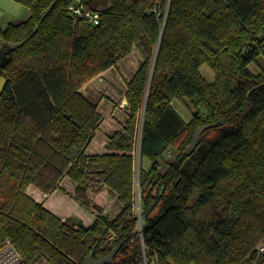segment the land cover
I'll return each instance as SVG.
<instances>
[{
    "label": "trees",
    "instance_id": "16d2710c",
    "mask_svg": "<svg viewBox=\"0 0 264 264\" xmlns=\"http://www.w3.org/2000/svg\"><path fill=\"white\" fill-rule=\"evenodd\" d=\"M14 1L30 15L0 29V48L24 42L0 65V250L9 243L20 264L99 262L119 244L106 264L250 262L264 238V68L249 69L264 58V0ZM133 49L125 124L86 154L102 116L81 89ZM64 176L96 214L89 226L26 194ZM89 176L115 198L114 217L91 205Z\"/></svg>",
    "mask_w": 264,
    "mask_h": 264
},
{
    "label": "rangeland",
    "instance_id": "374dc122",
    "mask_svg": "<svg viewBox=\"0 0 264 264\" xmlns=\"http://www.w3.org/2000/svg\"><path fill=\"white\" fill-rule=\"evenodd\" d=\"M94 1V0H93ZM93 1H90L93 3ZM98 3V0L95 1ZM30 11L25 6L14 0H0V29L4 30L10 24H14L21 21H26L29 18ZM141 61V55L136 50L128 55L126 58L117 61L115 66L104 71L96 78L90 80L87 84L82 87L81 92L98 105V110L101 113L102 121H104V130L102 133V138L106 140L114 131L120 130L125 124L127 118L128 110L126 100L124 98L127 83L131 79L132 75L136 71L138 65ZM264 68V58H258V66L254 63L249 65V69L253 73H258L259 69ZM259 68V69H258ZM200 72L206 81L211 82L214 79V74L207 65H202L200 67ZM175 106L182 109L180 115L184 120L190 119V112L180 103L173 101ZM212 136V133L210 134ZM91 151V150H90ZM95 153H101L99 150ZM137 156V155H136ZM168 158V152H166L160 161L159 168L164 170L165 163L164 160ZM150 165L149 161L144 160L143 166L148 168ZM86 184L90 195L93 197L96 193H100L98 203H103V206L108 208L105 213L107 217H114L120 210V207L116 204V200L110 194L108 188L103 186L99 181H97L93 176L86 178ZM91 205H95L93 200L90 199ZM136 202L139 204L138 189L136 188ZM101 203V204H102ZM102 212L103 207H99ZM139 210V209H138ZM104 214V212H103ZM79 222L78 220H69V223ZM253 254V258H254ZM90 258V257H89ZM252 258V259H253ZM91 259V258H90ZM46 260L40 259L33 264H46ZM48 264V263H47ZM246 264V263H245Z\"/></svg>",
    "mask_w": 264,
    "mask_h": 264
},
{
    "label": "crops",
    "instance_id": "0c3cea01",
    "mask_svg": "<svg viewBox=\"0 0 264 264\" xmlns=\"http://www.w3.org/2000/svg\"><path fill=\"white\" fill-rule=\"evenodd\" d=\"M173 103L174 102H172V105L176 109V111L182 113V110L179 107L175 106V104ZM104 124V121L100 123L98 129L95 131L93 139L90 141V144L86 149V154H101L105 152L106 140L102 138ZM98 150L101 153H95V151ZM74 190V183L67 176H64L61 178L58 184V188L55 189L52 193L45 195L41 193L37 188L30 185L26 189V194L30 196L36 203L40 204L43 208L50 211L62 221L78 220L83 225L89 226L93 222L96 214L92 209H84L78 203V201L74 199ZM88 196L89 201L90 199H92L95 205L104 208V214L108 211V208L104 207L102 202V204H97L100 193H96L95 196L92 197L90 195V191H88Z\"/></svg>",
    "mask_w": 264,
    "mask_h": 264
},
{
    "label": "built area",
    "instance_id": "2783aa9c",
    "mask_svg": "<svg viewBox=\"0 0 264 264\" xmlns=\"http://www.w3.org/2000/svg\"><path fill=\"white\" fill-rule=\"evenodd\" d=\"M70 10L75 13L81 14L82 7L81 6H71ZM88 23H92L94 25L98 24L99 21V13L95 11H88L82 14ZM254 258L250 260L247 264H264V238L256 245L254 249ZM22 258L14 250L13 247L7 243L4 248L0 250V264H20Z\"/></svg>",
    "mask_w": 264,
    "mask_h": 264
},
{
    "label": "water",
    "instance_id": "95a60500",
    "mask_svg": "<svg viewBox=\"0 0 264 264\" xmlns=\"http://www.w3.org/2000/svg\"><path fill=\"white\" fill-rule=\"evenodd\" d=\"M106 10V7H97L95 8L93 11L95 12H102ZM24 42H21V43H17V44H8V45H4L0 48V65L3 64L6 56L10 53V51L12 49H15L16 47L18 46H21ZM5 79L4 78H0V93L2 92L3 88H4V85H5ZM127 105V103L125 104ZM208 126H203V127H200L196 130L195 134H194V137H193V141H192V144L190 145V147L187 149V152L186 154H189L196 146H197V143H198V140H199V136H200V133L206 129ZM120 245V244H119ZM119 245L116 246L104 259H102L101 261L99 262H93L89 257L86 258V264H106V263H109L112 261V259L114 258L115 254L117 253L118 251V248H119Z\"/></svg>",
    "mask_w": 264,
    "mask_h": 264
},
{
    "label": "bare ground",
    "instance_id": "6f19581e",
    "mask_svg": "<svg viewBox=\"0 0 264 264\" xmlns=\"http://www.w3.org/2000/svg\"><path fill=\"white\" fill-rule=\"evenodd\" d=\"M182 110V109H181Z\"/></svg>",
    "mask_w": 264,
    "mask_h": 264
}]
</instances>
